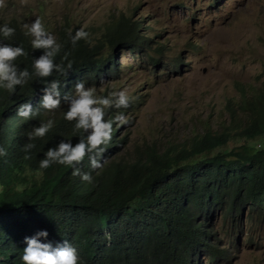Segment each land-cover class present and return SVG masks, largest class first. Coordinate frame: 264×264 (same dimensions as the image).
Segmentation results:
<instances>
[{"label": "trees", "instance_id": "1", "mask_svg": "<svg viewBox=\"0 0 264 264\" xmlns=\"http://www.w3.org/2000/svg\"><path fill=\"white\" fill-rule=\"evenodd\" d=\"M5 23L15 32L4 42L25 49L14 61L17 72L27 69L28 75L11 93L0 89V147L5 150L0 156V264H22L23 237L39 231L47 233L37 237L41 243L56 246L69 240L86 264H202L201 254L208 264L228 260L230 248L215 231L214 216L224 214L238 224L249 218L242 219L250 205L264 213V91L242 94L228 106V127L197 134L179 149L138 148L135 156H126L129 134L121 131L129 122L114 124L99 157L101 168L92 169L87 155L73 162L92 176L88 183L64 165L38 167L44 151L54 150L61 139L74 145L81 134L73 129L74 121L63 118L66 102L48 110L42 98L45 92L53 94L54 79L61 97L80 81L99 88L119 74L116 48L148 49L151 38L142 32L141 21L123 16L98 40L73 44L78 29L63 23L46 30L62 45L53 62L63 68L71 61V67L39 77L31 64L45 49L31 47L18 21ZM22 103L30 105L28 118L17 115ZM129 107L109 108L106 118L125 114ZM49 120L43 137H29ZM29 143L33 146L26 148Z\"/></svg>", "mask_w": 264, "mask_h": 264}, {"label": "rangeland", "instance_id": "2", "mask_svg": "<svg viewBox=\"0 0 264 264\" xmlns=\"http://www.w3.org/2000/svg\"><path fill=\"white\" fill-rule=\"evenodd\" d=\"M123 16L142 22L151 45L116 48L119 74L96 90L126 89L134 97L121 131L129 134L126 156L138 148L179 149L197 134L226 128L230 104L264 91V0H0V24L16 20L25 30L40 17L46 29L66 23L87 32L88 41ZM223 215L212 224L231 254L219 263L264 264V213L250 205L238 224ZM207 260L201 254L202 264Z\"/></svg>", "mask_w": 264, "mask_h": 264}, {"label": "clouds", "instance_id": "3", "mask_svg": "<svg viewBox=\"0 0 264 264\" xmlns=\"http://www.w3.org/2000/svg\"><path fill=\"white\" fill-rule=\"evenodd\" d=\"M25 36L31 37V47L42 48L45 52L38 58L32 60V68L39 77H48L55 69L58 73H65V69L71 67V61L60 67V63H54V58L60 52L62 45L57 38L48 32L40 17H36L29 24L24 25ZM15 29L8 24H0V89L11 93L15 85H23L22 78L28 75L27 69L17 72L15 60L19 56L25 55V49L20 44L4 42L13 36ZM87 32L77 30L71 36V42L85 39ZM63 59V57H62ZM59 81L53 80L51 87L54 90L52 95L47 94L42 98L41 104L45 109L53 110L61 105V100L66 102L67 110L63 113L66 121H74L73 129L79 130L80 135L73 145L71 139H61L56 148H48L44 151L43 158L38 160V167L46 169L52 164L64 165L72 169L71 175L80 176V179L92 183V176L87 172H81L79 168L73 167V162L79 164L87 155L89 166L92 169H99L103 166L99 158L106 145L112 138L113 125L117 127L127 122V117L123 113H117L111 118H106L109 108H127L131 100L134 99L126 89L109 91L106 95H99L94 86H85L83 81L77 82L74 91L65 92L61 97L56 90ZM55 96V98H53ZM30 105L20 104L17 108V115L25 118L29 117ZM52 121L34 128L29 137H43L49 131ZM31 143L26 148H31ZM5 154V150L0 147V156ZM30 157L25 155L24 159ZM46 231H39L35 235L23 237L25 247L19 256L22 264H86L84 259L78 254L76 247L67 239H62L60 243L53 246L51 243H41L38 236H46Z\"/></svg>", "mask_w": 264, "mask_h": 264}]
</instances>
